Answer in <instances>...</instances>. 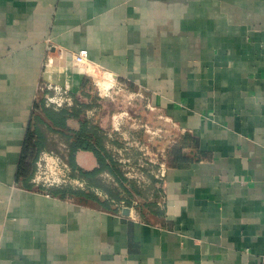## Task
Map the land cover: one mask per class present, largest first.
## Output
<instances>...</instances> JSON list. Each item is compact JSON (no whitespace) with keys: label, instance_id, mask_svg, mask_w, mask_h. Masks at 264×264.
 I'll list each match as a JSON object with an SVG mask.
<instances>
[{"label":"crops","instance_id":"1","mask_svg":"<svg viewBox=\"0 0 264 264\" xmlns=\"http://www.w3.org/2000/svg\"><path fill=\"white\" fill-rule=\"evenodd\" d=\"M97 77L145 98L177 140L141 207L18 173L29 129L38 157L66 151L44 108L79 110L71 131L87 107L108 124ZM64 94L71 106L48 104ZM0 264H264V0H0Z\"/></svg>","mask_w":264,"mask_h":264},{"label":"rangeland","instance_id":"2","mask_svg":"<svg viewBox=\"0 0 264 264\" xmlns=\"http://www.w3.org/2000/svg\"><path fill=\"white\" fill-rule=\"evenodd\" d=\"M113 90L114 88H110L107 92H99L97 89L98 96L94 101L105 106L103 109L106 113L109 112L108 124L101 119V111L97 113L87 107V112L84 108L82 114L85 115L83 116L85 119L97 126L103 121V131L111 133L106 141L108 147L106 148L126 178L124 184L131 195L125 193L119 182L105 172L99 175L101 183L109 188L111 193L118 195V201L124 202L123 205H127L125 201L130 198L131 206L137 208L142 206L144 200L153 199V188L161 181L155 175L162 165L167 167L168 152L177 140L173 137V129L169 122L158 117L156 110L152 111L146 107L145 98H140L134 93H113ZM113 115H121L120 125L115 126L117 129L113 128L115 122ZM153 179L158 182L153 184L151 182ZM78 180L81 186H75V189L90 190L101 199L110 197L103 188L94 186L90 188L83 179L78 177ZM133 186L136 187V192L133 191Z\"/></svg>","mask_w":264,"mask_h":264},{"label":"trees","instance_id":"3","mask_svg":"<svg viewBox=\"0 0 264 264\" xmlns=\"http://www.w3.org/2000/svg\"><path fill=\"white\" fill-rule=\"evenodd\" d=\"M43 111L49 121L47 127L50 129L58 127L60 133L65 135L66 151L62 156L73 170V174L83 179L90 188L93 186L103 188V190L109 193L110 197L108 199H101L90 190L75 189L71 186L49 187V193L53 196L60 197L65 195H77L85 199L94 200L101 208L116 210L115 208L112 209L110 207L109 199L119 200V196L115 193H111L110 189L101 183L99 175L103 171H106L111 176H113L116 181L119 182L125 193L131 195V192L128 188L124 187V181L126 178L123 176V173L118 167L116 161L108 152H106L104 147L105 138L101 134L97 124H92L89 120L80 118L79 128L75 131H71L69 128H67L65 120L70 116L78 117L79 110H68L63 108L60 110V112H62L61 115L58 114V112L50 110L49 108H44ZM42 144L43 140L41 135L38 133V130L36 129L30 131L29 129L27 131L22 149L18 171L19 174L24 176L25 173L28 172V167H32L31 172L33 171L35 161L37 160L38 154L43 147ZM80 149L89 150L93 153L97 160V167L87 170L79 167L76 164L74 155L75 152ZM39 188L42 189L43 187ZM133 191L136 192V187L134 186ZM125 202L127 205L130 204L131 199H126Z\"/></svg>","mask_w":264,"mask_h":264},{"label":"built area","instance_id":"4","mask_svg":"<svg viewBox=\"0 0 264 264\" xmlns=\"http://www.w3.org/2000/svg\"><path fill=\"white\" fill-rule=\"evenodd\" d=\"M73 62L77 65L90 67L87 61V51L81 49L73 55ZM95 82L98 81L94 78ZM98 86L101 85L98 83ZM112 87L111 83L108 87L102 88L104 92H107ZM49 105H53L55 108L62 107L63 104L71 106L73 104L70 96L64 94L62 96L47 97ZM115 120L114 129H117V125H120L121 115H113ZM35 171L32 177V182L36 186L41 187H62V186H81L78 177L73 174V170L69 164L58 154L54 152L44 151L42 152L35 162ZM160 166V165H159ZM166 167L162 165L160 171L155 175L156 178L161 180L165 175Z\"/></svg>","mask_w":264,"mask_h":264},{"label":"bare ground","instance_id":"5","mask_svg":"<svg viewBox=\"0 0 264 264\" xmlns=\"http://www.w3.org/2000/svg\"><path fill=\"white\" fill-rule=\"evenodd\" d=\"M97 79H98V83L101 85V87L102 88H106V87H108L109 86V84H110V82H109V80L107 79V78H99V77H97ZM96 79V80H97ZM112 81V80H111ZM113 84V83H112ZM100 87V86H99ZM100 87V88H101Z\"/></svg>","mask_w":264,"mask_h":264},{"label":"water","instance_id":"6","mask_svg":"<svg viewBox=\"0 0 264 264\" xmlns=\"http://www.w3.org/2000/svg\"><path fill=\"white\" fill-rule=\"evenodd\" d=\"M128 212H129V209L127 207L122 209V213L123 214H128Z\"/></svg>","mask_w":264,"mask_h":264}]
</instances>
